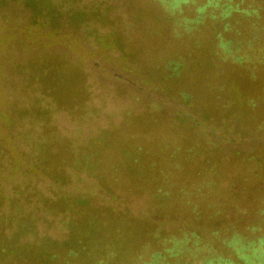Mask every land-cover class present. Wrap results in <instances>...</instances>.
<instances>
[{"label": "rangeland", "instance_id": "obj_1", "mask_svg": "<svg viewBox=\"0 0 264 264\" xmlns=\"http://www.w3.org/2000/svg\"><path fill=\"white\" fill-rule=\"evenodd\" d=\"M53 1L64 14L61 25L52 33L49 17L44 18L48 26L41 28L42 35L37 38L22 35L33 20L25 0L0 8V114L4 111L12 120L8 124L7 119H0V145L9 150L5 173L10 177L4 183L7 191L22 181L37 182L35 173L16 167L12 159L16 150L30 153L34 146L27 136L41 130V122L33 115V108L39 106L50 109L56 132L71 138L72 146L86 144L88 137L107 127H117L122 135H137L146 149L154 151L162 144L187 146L183 135H194L201 159L209 157L214 163L212 171L208 168L202 175L216 185V192L203 196L215 205L212 211L223 203L234 204L232 214L223 216V223L196 225L190 224L186 212H179L177 217H172L171 210L157 213L151 186L139 191L114 185L109 192L94 180L85 184L74 181L63 192H70L72 199L86 197V201L76 208L77 213L69 212L71 218L78 220L92 207H109L115 208V215L125 224H151V229L157 227L166 234L195 228L211 239V225L223 228L228 239L234 233L245 235L254 225L264 197V32L259 41L249 30L237 32L248 24L244 20L237 23L238 14L233 15L229 31L223 30L228 19L216 24L208 14L203 21L193 23L195 29L189 33L184 30L185 23L176 31V19H170L148 0ZM82 10L89 15L85 23L76 24L67 18ZM99 13L97 20L94 14ZM183 16L191 15L186 12ZM214 24L221 27L214 30ZM13 33L17 36L11 37ZM223 43H228L229 49L225 50ZM175 63L183 65L178 74ZM50 72L60 77L58 84L46 82L52 88L43 81ZM184 92L192 95V106L185 103ZM178 111L186 112L188 122L203 120L204 124L196 127L182 123L175 118ZM213 125L217 134H226L227 140L212 134ZM164 175L186 184L192 199L201 194L194 193L201 179L192 168L166 170ZM39 185L45 188L46 183L40 181ZM167 202L178 207L174 198ZM62 219V215L56 217L53 226L41 223L42 234L66 238ZM107 223L105 219L101 225ZM230 226L233 228L228 230ZM147 239L148 234L140 241L148 247L142 263L150 261L161 243ZM211 243L219 245L218 252L227 256L215 239ZM118 246L123 248L119 259H125L132 246ZM232 257L236 264L242 263L234 253Z\"/></svg>", "mask_w": 264, "mask_h": 264}, {"label": "trees", "instance_id": "obj_2", "mask_svg": "<svg viewBox=\"0 0 264 264\" xmlns=\"http://www.w3.org/2000/svg\"><path fill=\"white\" fill-rule=\"evenodd\" d=\"M13 1L15 0H0V8ZM148 1L160 7L170 19H176L178 28L176 31H180L182 24L185 23L184 30L189 33L195 29L193 23L203 21L207 14L216 19V24L228 19L223 25V30L229 31L232 30L233 15L238 14L235 15L237 23L244 20L248 24L247 28L238 29L237 32L249 30L253 39L258 41L264 32V0ZM25 5L31 9L33 20L23 31V36L37 38L38 34L42 35L41 28L47 25L44 18L48 17L52 23L50 31L52 33L57 31L54 30L55 26L61 25L59 20L63 19L64 14L59 11L53 0H25ZM186 12L191 16L181 17ZM94 16L98 20L101 13ZM67 18L76 24H83L88 21L89 15L82 10L68 15ZM216 24L213 25L214 30L221 27ZM12 36L17 35L13 33ZM227 45L228 43H223L225 50L229 47L232 49V43L229 42L228 48ZM182 66L175 63L176 74L180 72ZM48 76L43 78L48 88H52V85L47 83L58 84L59 76L55 77L52 72ZM182 95L185 103L191 106L194 104L191 101L192 95L188 92ZM55 101L59 102V99ZM47 104L51 106L49 102ZM33 115L35 120L41 122V130H33L32 135L27 136L34 146L30 153L16 150L12 162L16 167L23 166L28 173H35L37 181L35 184L32 182L33 179L27 184L22 181L13 185L11 192L7 191L4 183L10 177L5 173L8 168L9 150L4 144L0 145V264H236L232 257L233 253L242 260V263L237 264H264V197L261 199V206L258 207V217L254 225L245 235L234 233L231 239L224 236L223 228L217 226L213 228L211 225L209 232L211 239L205 238L201 234V229L195 228H188L182 233L179 230L166 234L165 230L158 231L157 227L151 229V224H148L150 227L147 225L134 227L128 222L123 223L122 217L115 215V208L109 207L101 209L92 207L89 212L80 214L78 220L71 218L70 213H77L76 208L83 205L86 201L83 198L86 197L72 199L70 192L67 195L63 189L72 187L74 181L85 184L86 180H94L109 192H113L114 185H123L124 188L135 187L139 191L145 188L148 190L151 186L150 190L153 192L151 198L157 213L163 214L171 210L169 213L172 217H177L179 212H186V215L191 217L190 224L196 225L200 222L214 226L215 223H223V216L232 214L233 209L230 208L234 207V204L223 203L212 211L215 205L203 196L205 192L208 194L216 192V185L202 175L208 168L212 171L214 163L209 157L201 159L200 145L194 135H183L187 146L173 147L162 144L154 151L146 149L137 135L129 133L122 135L117 127H107L98 134L88 137L89 141L86 144L72 146L71 138L56 132V127L51 122L50 109L35 106ZM175 118L182 123L188 122L187 114L183 111L176 112ZM0 119H7L8 124L12 123L4 111L0 114ZM34 124L36 126L32 121V125ZM188 124L197 127L204 123L203 120H196L189 121ZM211 129L212 134H217L218 129L215 125ZM240 130L238 132L243 133L241 128ZM225 135L217 134L218 139L222 141L227 140ZM204 163L211 167L204 166ZM187 166L194 170L196 178L201 179V183L194 190V193L197 191L201 194L196 195L194 199L190 197L193 193L186 184L180 182L177 177L168 179L164 175L166 170L170 173ZM40 181L46 183L45 188L39 185ZM171 198L177 200L178 207H172L167 202ZM224 199L225 202L230 201L228 197ZM86 213L89 216H86ZM59 215L63 217L60 223H64L67 237L60 239L43 235L41 223L53 226L55 218ZM105 219L108 223L102 226ZM232 228L233 226L227 227L228 230ZM147 234L149 242L161 243L159 249L152 253L150 261L142 263L141 257L146 254L148 247L140 241ZM213 239L225 249L227 256L223 252H218L219 245L212 244ZM120 243L124 244V247L132 246L127 249L125 259H119L120 251L123 249L118 246ZM230 249L233 250L232 253Z\"/></svg>", "mask_w": 264, "mask_h": 264}]
</instances>
